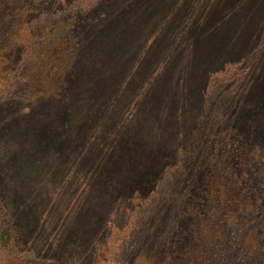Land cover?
<instances>
[{"label": "rangeland", "instance_id": "374dc122", "mask_svg": "<svg viewBox=\"0 0 264 264\" xmlns=\"http://www.w3.org/2000/svg\"><path fill=\"white\" fill-rule=\"evenodd\" d=\"M39 6L25 39L8 52L13 80L0 101V201L7 218L34 264H161L162 258L155 256L158 244L168 239L183 217L185 201L179 195L169 199L166 210L137 211L130 198H116L109 189L139 185L129 181L145 165L152 172L171 160L176 166L179 157L187 155L186 149L195 145L194 151L200 150L203 139L197 140L191 130L183 133L180 122L186 116H182L169 130L146 131L154 140L169 144L157 147L145 135L140 118L112 112L96 114L100 124L90 129V137H82L83 148L73 147L72 140L81 139L76 127L83 122L82 111L78 108L74 116L63 117L65 121L53 119L62 107L73 113L71 100L55 95L27 97L25 72L40 61L41 44L50 37L48 45L55 38L73 41L76 59L68 77L70 83L76 78L78 87L88 79L94 85L95 74L115 70L122 61L126 72H131L133 57L134 62L145 60L143 69L149 70L157 66L150 60H166L164 68H171L173 74L180 70L179 75H172L175 81L192 90L182 100L175 98L178 104L171 122L186 114L192 126L207 116L209 122H222L220 126H233L240 132L250 125L239 127L237 120L253 124V115L264 116V15L253 21L256 36L244 40L245 49L227 51L235 42H226V33L222 40L219 35L203 38L207 48L220 40L221 52H193L194 45L189 44L179 52L150 49L156 46L154 39L160 37L162 24L212 23L211 12L222 11L221 17L227 19L233 12L242 16L255 8H263L264 13V0H41ZM128 77L134 79L131 74ZM139 86H143L140 81ZM179 94L176 91L172 97ZM66 126L69 134L63 130ZM147 147L158 153L151 164H141L137 160ZM90 163L98 175L87 170ZM113 167L120 169L117 177ZM10 260L12 264L11 256L1 253L0 264Z\"/></svg>", "mask_w": 264, "mask_h": 264}, {"label": "trees", "instance_id": "16d2710c", "mask_svg": "<svg viewBox=\"0 0 264 264\" xmlns=\"http://www.w3.org/2000/svg\"><path fill=\"white\" fill-rule=\"evenodd\" d=\"M40 1L0 0V101L13 80L8 52L25 39L29 24L36 19L35 13L40 11ZM262 10L255 8L242 16L233 12L230 19L226 15L221 17L222 11L217 14L211 12L215 17L212 23L175 21L169 26L162 24L160 37L154 39L155 50L151 47L150 52L157 49L159 52H179L184 44H189V47L194 45L190 48L193 52L205 49L221 52L223 47L219 49L218 46L222 33H226V42H235L226 47L227 51L236 47L245 49L244 40L251 35L256 36L253 21L260 15L262 18ZM255 13V18H250ZM235 15L239 18L235 19ZM217 35L220 39L216 40L217 45L212 44L207 48L203 44L206 36L213 38ZM47 40L41 44L40 61L25 72L24 76L29 82V93L26 95L67 96V100H71L73 113L66 112L62 107L59 109L61 113H55L53 119L65 121L63 117L74 116L78 108L82 111L83 122L76 127L81 139L72 140L73 147L83 148L82 137L86 134L90 137V129L100 124L96 114L104 116L112 112L131 113L140 118L147 136L146 131L155 133L159 129L169 130L173 128V123L178 124L181 117L186 116L185 121L180 122L183 133L188 134L191 130L190 133L197 136V140L203 139L201 149L194 151L195 145L186 149L187 155H181L175 162L176 166L173 167L174 160H171L165 162L160 171L152 172L145 165L129 181L139 185L128 190L116 186L109 189V193L116 198H130L137 211L153 213L166 210L169 199L179 195L185 201L183 217L176 222L168 239L158 244L160 249L157 248L155 256L162 258L161 264H264V116L253 115V124L248 120H237L239 127L250 125L240 132L233 126H220L222 122H209L207 116H202L192 126H188L186 114H182L177 122H171L173 108L178 104L174 102L175 98L182 100L192 90L175 81L172 75H179L180 70H175L173 74L171 68H164L166 60H150L157 66L149 70L143 69L147 65L145 60L134 62L136 57H133L131 72H126L127 68L123 67L125 62L122 61L115 70L95 74L94 85H91L92 79H88L78 87L76 78L70 83L68 77V69L76 59L73 41L55 38L48 45ZM130 74L134 77L132 81L128 77ZM188 76L184 79L187 80ZM139 81L143 86L136 88ZM176 91L180 94L172 97ZM86 112L93 114L88 117ZM185 125L189 128H185ZM68 129L69 126L63 128L65 133H68ZM84 129L86 133H82ZM150 140L156 142L157 147L169 146L167 141L154 140L153 136ZM157 153H152V149L147 147L137 162L151 164L152 156L156 157ZM135 154H131V157ZM161 161L164 162V159ZM192 161L195 163L187 166ZM170 166L173 168L169 170ZM109 168L112 169V166ZM96 169L93 163L87 168L98 175ZM113 171L114 177L120 173L119 168L113 167ZM142 171L145 173L140 174ZM7 217L0 201V256L5 252L11 256L12 264H34L27 258L26 248H23L17 231ZM7 264H11V260Z\"/></svg>", "mask_w": 264, "mask_h": 264}]
</instances>
